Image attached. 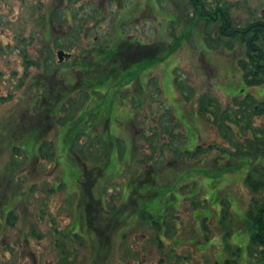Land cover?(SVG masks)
I'll return each instance as SVG.
<instances>
[{
    "label": "rangeland",
    "instance_id": "rangeland-1",
    "mask_svg": "<svg viewBox=\"0 0 264 264\" xmlns=\"http://www.w3.org/2000/svg\"><path fill=\"white\" fill-rule=\"evenodd\" d=\"M137 1L142 6L136 19L123 23L124 33L136 35L143 46H157L159 56L168 49L162 54V45L178 49L156 66H148L152 54L148 51L118 57L125 65L137 62L129 72H137L144 87L137 94L134 82L120 92L130 112L118 116L129 121L108 131L103 123L92 125V120L116 115L111 112L116 80L107 76L101 85L93 80L86 88L78 65L92 58L79 54L115 36L112 22L123 13L122 0H80L70 5L80 15L82 3L99 9V23H86L94 28L90 39L96 37L95 42H73L66 24L43 26L41 17L47 13L69 9L67 0H0V264H216V260L217 264H263L250 248L245 213L251 199H264V187L253 193L245 177L256 179L258 171L264 172V156L248 160L249 169L216 177L210 176L214 171L201 174L202 169L237 165L233 157L220 159L224 158L220 150L233 152V143L245 141V136L232 126L231 136L224 138L194 110L197 98L205 93L221 108L251 96L254 105L264 110V88L247 87L241 80L237 62L244 58V47L234 42L228 50L221 41L210 48L202 33L203 21L181 0ZM220 1L229 8L233 24L239 25L257 18L264 2ZM124 2L127 9L135 10V0ZM44 34L52 45L61 44L72 54L59 66L52 50L51 74L46 79L41 70L25 64L43 53ZM211 37L216 38V33L211 32ZM117 67L116 63L107 70ZM66 75L72 77L70 85H63ZM42 87L45 95L39 96L36 91ZM103 88L104 95H94ZM49 92L56 96L66 92L69 97H63L62 110L58 111L56 102L48 115L50 100L54 101ZM116 98L120 102L119 95ZM78 110H82L76 116L78 122H62ZM251 121L255 127H264V111ZM195 146L204 151L202 156L189 159L181 153ZM103 147L110 159L101 174ZM117 151L121 157L115 161ZM77 170L92 181L97 179L91 213L78 204L85 192L79 184L78 192L75 189ZM121 189L122 194L135 189L141 195H157L136 204L132 196L122 201ZM222 202H228L224 216ZM145 213L152 218L146 219Z\"/></svg>",
    "mask_w": 264,
    "mask_h": 264
},
{
    "label": "trees",
    "instance_id": "trees-1",
    "mask_svg": "<svg viewBox=\"0 0 264 264\" xmlns=\"http://www.w3.org/2000/svg\"><path fill=\"white\" fill-rule=\"evenodd\" d=\"M194 2V5L192 6L193 10L196 12V16L199 19L203 20V27L202 33L205 37L206 44L211 48L212 45H218L221 41L225 44L226 49L231 50L233 48L234 42H237L238 44L242 45L244 47V58L239 60L237 62L238 67L241 71V79L245 86L247 87H263L264 88V28L259 23H251V24H244L241 27H237L236 25H233L232 18L230 14V10L228 7L222 5V7H218V14L216 16H209L210 8L204 3V0H192ZM209 16V17H208ZM211 32L216 33V38L211 37ZM173 46H167L162 45L161 53L165 52L164 50L167 49L166 54L159 56L156 53H153L150 58L148 59L149 63L148 66H156L160 63V61L167 58V56L171 55L176 48H172ZM92 58V61L90 63H83L80 61L78 68L81 69L83 72L82 76V82L84 86L87 85L86 88H89L88 84H90V81H96L97 84H100L103 80L106 79L107 76H110L112 80H116V85L114 86L115 90V97L113 99V106L111 109L112 115L113 113L116 114L115 116L111 115H104L103 117H100L98 121L92 120L93 123H103L104 129L109 131V128L116 129L117 126H121V122L123 121H129L127 118L123 117V113L130 112L128 106H126V103L124 100H122V95L120 92L123 89H126L128 86L132 85L134 82H137L135 90L138 92L137 94L141 93L143 91L144 84L142 83L141 76L136 73H130L129 68L136 64L131 63L128 65L123 64L120 60H118L115 56H105V55H95ZM142 58V57H141ZM140 58V61L143 60ZM159 62V63H158ZM32 67H34L37 70H41V76L46 79L51 74V56H39L34 61H26L25 64H28ZM118 64L117 68H112L111 71H108L107 68L109 66H112L113 64ZM82 64V66L80 65ZM146 66V67H148ZM25 65V69H26ZM97 67L98 70H95L94 68ZM143 68H139V70H142ZM62 81L64 82L63 85H70L72 83V77L69 75H66L62 78ZM155 82V81H154ZM101 85V84H100ZM44 89V87H42ZM37 94L40 96L39 93H41V89L37 88ZM104 88L103 90H100V92L94 93V95H104ZM42 95H45V91ZM49 95H51L54 99L50 100V108H48V115L52 111L53 105L58 102V111L62 110V101L63 97L66 94H58L57 96L54 93L49 92ZM89 96V93H87ZM116 95H119L120 102L116 98ZM38 97V96H35ZM141 100V99H140ZM254 99H252L251 96H247L244 100L238 101L234 100L232 103L233 107H225L221 108L217 100L211 96L210 94H202L200 95L196 100L195 110L194 112L196 115L204 117L207 122H209L212 126L216 128L217 131L222 133L223 137L231 136L232 134V126H236L238 130L244 134L245 141H239L233 143L234 151L221 149V153L223 157H220V159L225 160L226 158L233 157L234 160L238 163L237 165L227 164L226 166H223L222 168L216 167L214 169H209L208 171L205 169L201 170V174L207 176L213 171V175L210 174L211 177L219 176L220 174L223 175L227 172H237L239 170H242L243 168L249 169L250 163H247L250 159H259V157L262 155L264 156V127H255L252 124L251 119L254 116H258L261 113H263L264 110H262L259 105H254ZM264 106V104H261ZM83 110V109H82ZM78 110L75 112H71L68 116L70 117V120L62 119L63 121H71L74 124L78 122V119H76L77 115L82 111ZM119 110H122L121 112H118ZM111 112L109 114H111ZM134 114V112H132ZM108 114V113H107ZM83 118H81L82 122L85 119L84 114H82ZM79 117V116H78ZM89 117H92L89 116ZM51 118V117H50ZM53 118V117H52ZM55 118V117H54ZM170 122V118H167ZM193 121L194 118H193ZM168 122V121H167ZM120 124V125H119ZM193 128V127H192ZM91 130V126H90ZM117 131V130H116ZM115 134V132H113ZM32 135H35L34 133H31ZM169 135L172 136L170 132H168ZM113 136V135H111ZM115 136V135H114ZM37 137V136H35ZM34 137L33 144L37 145V140ZM191 137V135H190ZM249 137V138H247ZM183 142V141H181ZM43 146V145H42ZM50 146V145H48ZM49 148V147H48ZM105 148V149H104ZM49 156L53 159L54 153L51 149V146L49 148ZM103 156H104V165L102 168H100L101 174H103V168L106 166V162L110 159L109 151L107 150V147H103ZM187 158L194 159L196 156L200 155L202 156L204 151L200 148L195 146L192 150L186 151V149H183L181 151ZM120 153L117 151V154L114 155L115 161L119 160ZM242 160V161H241ZM239 161V162H238ZM203 162V160H202ZM199 165L197 164V167ZM197 167H195L197 169ZM196 169H190L192 172L197 173ZM247 173V172H246ZM82 174V175H81ZM80 176L83 177V190L84 194L81 196V202L83 203L85 210H88L90 212H93L92 208V188L94 186V181L88 179L90 178L88 175H85L81 173ZM256 179L251 178L250 175H246L245 177V183L246 185L251 189L253 193H257L259 190L263 189L264 183V172L258 171ZM216 175V176H215ZM142 176V175H139ZM149 177V175H148ZM87 179V180H86ZM150 181V180H148ZM128 194L132 197H136V204L138 201L147 200L149 201L151 197L156 196L157 193L152 192H145L143 195L138 194L136 190H128ZM216 198V194L214 195ZM206 202H211V204H214L211 199H203ZM252 204L246 210L245 217L246 221L248 222V227L250 230V237H249V243L250 248H252L253 251L257 252V255L260 256L261 262L264 264V199H251ZM225 205L224 210L221 212L224 216L227 213V207L228 202H222ZM197 206L196 204H193V206ZM138 207V206H137ZM144 213V212H143ZM143 216L146 219L152 218V216L146 213L143 214ZM155 223V222H154ZM167 227H171L170 225ZM247 251V250H246ZM248 252V251H247ZM224 264H229V262L224 261Z\"/></svg>",
    "mask_w": 264,
    "mask_h": 264
},
{
    "label": "flooded vegetation",
    "instance_id": "flooded-vegetation-1",
    "mask_svg": "<svg viewBox=\"0 0 264 264\" xmlns=\"http://www.w3.org/2000/svg\"><path fill=\"white\" fill-rule=\"evenodd\" d=\"M78 1H80V0H67V6L69 7V9L66 10L64 8L63 11H60V12L57 11L54 13H47L45 16L41 17L43 26L45 28H47L48 26H50L53 23L66 24L68 26V31H66V34L73 42L79 41L81 39H90L91 30H93L94 28H92V27L89 28V26L86 25V23H89V21H92V25L99 23L100 18H101L99 16L100 11L98 8L95 9L92 4L86 2V3L80 4V7H79L81 10L80 11L81 15H80L78 13L77 9H74V8L71 9L70 8L71 7L70 5H74V3H77ZM112 1L118 3V0H112ZM124 1L125 0H122V2H121V11L123 12L122 15H120L118 13L112 22L113 27L115 29V36L114 37H111V36L107 37L106 41L103 45H100L97 47L96 46H89L88 48L85 49V51L81 52V54H79V55L88 56V57H93L95 55H105V56H109V57L115 56L117 58L118 57H135V56L143 55V51L152 52V54H153L159 50V48L157 46H154V47H150L148 45L143 46L142 45L143 43L135 37L136 35H126L124 33L123 23L124 22L131 23L133 19H136V17H137L136 15H138V13H139V4H141V6H142V3L140 1L135 0V6H136L135 10L127 9L125 7ZM181 1H182V5L184 8L189 9L191 7V9H193L192 6L194 5V2H192V0H181ZM204 3L210 8L209 16H216V14H218V12H217L218 7H222V5H223L220 0H204ZM85 7H87L88 10H85ZM66 14H68V16H66ZM174 18H176V17H174ZM231 18H232V16H231ZM189 22H191V19ZM246 23H248V24L259 23L264 28V2H263L262 7L257 12V18L251 17L249 20L244 21L243 24H240V25L243 26ZM233 25H236L237 27H241L239 24H233ZM43 39H44L43 41H44L46 48L44 49L43 53L40 54L39 56H41V57L42 56H48V55L52 56V54H53L52 50H53L55 61H56L57 65L62 66L69 61L72 54L69 51L67 52L64 49L63 45L58 44L56 42H54V45H52V43H50V40H49L50 36H48L46 34H44ZM90 41L95 42L96 37L91 38ZM169 45L167 44V46H169ZM177 49H178V47L176 48V50ZM60 51L63 52L64 54H66L67 56L63 57L62 61L60 63H58L56 53L60 52ZM43 92H44V89H42L41 93H39V94H43ZM34 99H37V98H34ZM80 174H81V172L78 171L77 176L74 179V185H75V189L77 190V192L79 190L78 184L80 185V187H82V190L84 187L83 186V184H84L83 179L84 178L81 177ZM88 179H90V178H88ZM102 179H106V178L103 177ZM79 180H82V181L78 182ZM96 182H97V179L94 180V185ZM136 182L138 184L142 183L140 178H138L136 180ZM92 192H93V188H92ZM120 193L122 195V201L128 199V197H129L128 193L122 194V189H121ZM80 196H82V195L80 194ZM80 198L81 197H79V200H78L79 205H80V203L82 204ZM92 198L94 199L93 194H92ZM100 204L102 205V203H100ZM87 212H90V211L87 210ZM84 218H86V211H85ZM78 220L81 222L80 219H78ZM84 220L86 221V219H84ZM80 226L81 225L78 226V230L80 229ZM93 228H95V227L93 226ZM69 229L67 230V232L72 233V234H76L74 232L75 229H73V231L69 230ZM85 233H86V231H85ZM1 237L2 236L0 235V239H1ZM19 241H20V238H19ZM18 244H20V242ZM69 250H71L70 247H69ZM170 250L175 251V249L172 247H170ZM202 253H200V254H202ZM217 263H219L218 260H216V264Z\"/></svg>",
    "mask_w": 264,
    "mask_h": 264
},
{
    "label": "water",
    "instance_id": "water-1",
    "mask_svg": "<svg viewBox=\"0 0 264 264\" xmlns=\"http://www.w3.org/2000/svg\"><path fill=\"white\" fill-rule=\"evenodd\" d=\"M67 55L66 54H64L63 52H57L56 53V57H57V60H58V63H60L61 61H62V59H63V57H66Z\"/></svg>",
    "mask_w": 264,
    "mask_h": 264
}]
</instances>
